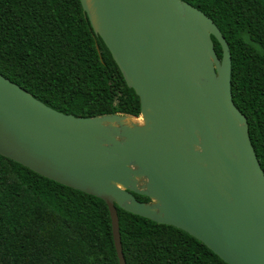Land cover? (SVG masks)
<instances>
[{"label": "water", "instance_id": "95a60500", "mask_svg": "<svg viewBox=\"0 0 264 264\" xmlns=\"http://www.w3.org/2000/svg\"><path fill=\"white\" fill-rule=\"evenodd\" d=\"M80 3L139 97L143 124L64 114L0 75V155L103 200L118 264L116 207L187 232L227 264H264V173L217 26L181 0Z\"/></svg>", "mask_w": 264, "mask_h": 264}, {"label": "trees", "instance_id": "16d2710c", "mask_svg": "<svg viewBox=\"0 0 264 264\" xmlns=\"http://www.w3.org/2000/svg\"><path fill=\"white\" fill-rule=\"evenodd\" d=\"M181 1L228 44L232 101L264 173V0ZM0 75L64 114L140 116L80 0H0ZM116 210L125 264H227L179 228ZM0 264H118L107 205L0 155Z\"/></svg>", "mask_w": 264, "mask_h": 264}, {"label": "bare ground", "instance_id": "6f19581e", "mask_svg": "<svg viewBox=\"0 0 264 264\" xmlns=\"http://www.w3.org/2000/svg\"><path fill=\"white\" fill-rule=\"evenodd\" d=\"M129 118H133L134 120H131ZM124 124L126 125H130V124H138V125H141V120L140 118H134L132 116H128L127 119L124 121Z\"/></svg>", "mask_w": 264, "mask_h": 264}, {"label": "rangeland", "instance_id": "374dc122", "mask_svg": "<svg viewBox=\"0 0 264 264\" xmlns=\"http://www.w3.org/2000/svg\"><path fill=\"white\" fill-rule=\"evenodd\" d=\"M87 3H88V5H89V9H90V11H92V9H91V5H90V0H87ZM91 14H92V13H91ZM139 118H140V120H141V123L143 124V118H142L141 116H139ZM129 119L134 120L133 118H129ZM143 182H144V180H140V183H141V184H143Z\"/></svg>", "mask_w": 264, "mask_h": 264}]
</instances>
